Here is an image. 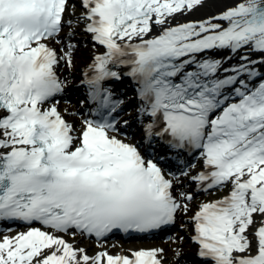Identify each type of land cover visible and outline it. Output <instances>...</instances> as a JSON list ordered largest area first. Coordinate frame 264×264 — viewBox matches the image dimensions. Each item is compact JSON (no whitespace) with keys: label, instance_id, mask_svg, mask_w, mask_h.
I'll return each instance as SVG.
<instances>
[{"label":"snow or ice","instance_id":"6c2138e0","mask_svg":"<svg viewBox=\"0 0 264 264\" xmlns=\"http://www.w3.org/2000/svg\"><path fill=\"white\" fill-rule=\"evenodd\" d=\"M80 3L77 22L104 51L86 81L95 118L77 130L54 102L68 86L58 66L72 64L73 45L51 46L72 24L68 0H0V221L48 229L0 238V264H162V249L89 256L60 235L144 233L190 211L182 200L193 196L176 195L175 178L122 130L123 101L102 86L120 78L110 65L121 64L138 84L149 147L159 140L197 153L200 170L181 175L205 191L228 190L189 217L199 256L211 264H264V73L255 67L264 65V0H238L218 16L184 23L173 21L203 0ZM220 50L245 54L224 67L231 57L212 55Z\"/></svg>","mask_w":264,"mask_h":264},{"label":"rangeland","instance_id":"374dc122","mask_svg":"<svg viewBox=\"0 0 264 264\" xmlns=\"http://www.w3.org/2000/svg\"><path fill=\"white\" fill-rule=\"evenodd\" d=\"M74 6V10H73ZM83 12V9L80 5V0H76L75 3H69L68 10H67V18L72 21L71 26H65L64 32L61 34L59 38L62 39H67L64 42V46L67 49L66 45L71 44L74 47L71 49L72 51V64L68 65L65 61H61L59 67L62 66V63H66L67 68L73 69L75 68L74 65L76 63L82 64L85 67H87L93 60L94 54L96 53L95 47L92 45L89 36L85 32L84 28V23L77 22V17H79ZM79 31L78 33H76ZM68 50V49H67ZM77 71V70H76ZM80 75L82 74L81 72H78ZM75 99V98H73ZM74 101V100H73ZM75 105H78V101L75 99L74 101ZM79 106V105H78ZM62 112L72 121V123L76 126L79 123V118H77V112L76 110H67L65 111L64 107L61 105L60 106ZM73 116V119L70 118ZM80 128V126H78ZM178 181L180 182L178 185ZM176 180V187L175 190L179 196L180 193H186L189 190L194 189V184L188 177H181V179ZM222 192L218 195H207V199H212L217 196H221L225 194L228 190L227 189H222ZM204 198V196H197L195 197L192 201L189 202H183L187 203L189 205L190 211L187 213L180 211L179 212V217H178V225L179 228L177 230L178 234L175 235V237L172 238L173 242L177 244V250L176 252L178 253V258L177 261H175L172 256L169 254V249H165L164 253L162 255H165L164 259L168 264H201L195 259V249L193 247V244L191 243L190 238L188 237L189 234L192 233L193 229V224L190 223L189 217L193 215V213L197 210V205L201 203V200ZM67 238L70 239V242L73 243L75 247H79L83 239L80 238L78 235H71L67 234L65 235ZM153 242H144L142 245H151ZM134 246H139V245H134ZM81 247V246H80ZM89 248V250H88ZM112 250H117L118 246L113 245L112 247H109ZM87 254L89 256H94L97 254L98 251V245L93 244L90 241L89 246L86 248ZM174 261V262H172Z\"/></svg>","mask_w":264,"mask_h":264},{"label":"bare ground","instance_id":"6f19581e","mask_svg":"<svg viewBox=\"0 0 264 264\" xmlns=\"http://www.w3.org/2000/svg\"><path fill=\"white\" fill-rule=\"evenodd\" d=\"M76 0H70V3H75ZM238 2V0H203V3L199 6H197L195 9L191 10L190 12H188L185 15H177L176 20L173 21V23H184V22H188V21H197V20H204V19H208L212 16H218L220 13H222L223 11H225L227 8L234 6L236 3ZM69 20V18L67 19ZM79 31H77L76 33H78ZM58 40L60 41V43H56L53 42L52 44H55L57 46H59V49H63L64 51H68L65 46L63 45L64 42L67 39H62V38H58ZM245 52L244 50H242L240 53H231L228 50H222V51H218L213 53L212 55H214L215 58L218 59H225L226 57H231L230 60H225L224 63V67H231L233 65H238L239 63H241L240 57L242 55H244ZM251 58L252 59H259V56L256 55V53H252L251 54ZM75 68L73 69H69L67 68V66H62L61 70L64 73V77H66V82L70 83V79L71 78H75L77 80L80 79V74L78 72H81L83 70H85V66L79 63H76L74 65ZM256 70L264 73V65L261 64H257L256 66ZM77 70V71H76ZM246 79V77H245ZM257 82V81H256ZM61 105L64 107L65 111L67 110H75L78 113V115H80V117L82 118L84 116V112L80 111L79 109H77V106L74 104L73 100H70L69 98H65V100L61 103ZM70 118L73 119V116H71ZM142 119H135V121L133 122V128L132 131L128 130V133L132 132L133 136H139L140 132H142V130L139 131H135L136 126L140 125V121ZM136 122V123H135ZM170 163H172L173 165H176L175 162L173 160H169ZM178 183H180L178 181ZM66 241H68L65 237H63ZM89 241L83 239V241L79 244H81V249H84L85 251L87 250L86 248L89 246ZM102 245V244H99ZM157 245V243L153 244V246ZM159 246L163 247L164 249H169V254L172 256V258L177 261L178 258V253L176 252L177 250V244L175 242L172 241V239L170 240H166V241H162L159 242L158 244ZM119 246L120 249L123 248L122 244H120ZM133 247V246H132ZM89 250V248H88ZM174 262V261H172Z\"/></svg>","mask_w":264,"mask_h":264}]
</instances>
